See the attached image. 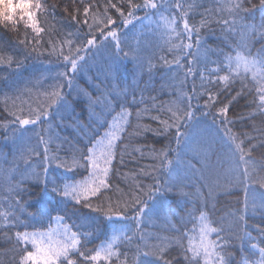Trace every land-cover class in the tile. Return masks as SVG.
<instances>
[{
    "label": "snow or ice",
    "instance_id": "obj_1",
    "mask_svg": "<svg viewBox=\"0 0 264 264\" xmlns=\"http://www.w3.org/2000/svg\"><path fill=\"white\" fill-rule=\"evenodd\" d=\"M55 7L51 5L52 10ZM194 7L196 5L190 4L185 8L180 0H172L171 3L167 0H141L140 3L136 0H118V3L106 0L103 4L89 3L83 7L82 19H77L79 9L72 14L75 25L80 27L65 33L62 40L50 39L47 48H38L36 45L41 44V40H28L27 32L24 33V39H18L17 43L23 46L21 51L26 58L45 53L54 55L62 62L63 70L57 73V79L48 89L36 98L40 102L35 105L31 99L22 98L31 93L32 89L28 86L18 90L14 96L3 99L4 111L15 118V123L22 128L33 125L41 129L38 143L42 146V154L33 148L21 154V159L40 157L41 171L33 172L31 177L21 173L0 193V230L11 243V251L16 253L11 257L13 264H264V227L256 228L259 236L254 238L247 231L246 222L243 236L238 235L235 227L226 228L223 218L217 226H213L207 198L202 207L185 209L187 217L198 222V231H185L182 227L186 223L185 217L168 206L170 196L186 195L174 175L179 154L174 165L169 158V150L157 151L153 147L146 153L139 145L147 133L163 136L173 130V138L179 144L180 138L186 136L196 120L198 110L205 115L211 113L213 122L218 118L224 130L230 153L240 168L241 182L259 184L264 188V175L257 174L256 169L250 167L253 151L264 148V129L256 128L253 124V131L259 133L253 135L243 130L236 132L233 127H229L235 123L229 117L230 107L246 96L250 98L251 114L241 115L240 119L253 121L257 116L264 117V15L259 24L248 23L244 14L250 9L245 0H219L215 8L206 9L208 15L201 13L199 22H192L189 10ZM259 7L264 14V0H260ZM12 8L7 16L0 14V28L18 32L19 26L23 25L35 37L46 32V28L41 26V20L46 24L49 14L46 2L16 0ZM109 9H114L118 16L114 18ZM140 11L145 12L144 17L139 15ZM145 20L155 25L154 31L160 33L168 51L173 53L171 61L160 57L163 65L172 67L174 64L176 71L183 73L176 98L159 104L155 96L149 93L146 99L144 90L138 91L134 86L135 77L142 75L145 68L151 73L155 65L151 59L143 61L139 48L121 39V29L131 30L128 28L130 25L135 28L134 21H139L143 26ZM212 24L219 25L220 31L226 35H235L238 42L230 45V52L219 50L222 59L205 58L203 67H198L201 63L200 41L204 38L202 30L211 31ZM123 35L126 36L127 31ZM256 42L261 47L255 49L253 54ZM194 47L197 51L192 53ZM186 56L191 59L185 63ZM96 57H104L103 63H90ZM22 63L13 55H0V65L6 68H12L13 65L18 68ZM128 63L134 68L132 84L126 81ZM93 67L95 75L88 76ZM81 75L88 77L85 82L98 95L93 97L88 88L78 85L77 80ZM189 77L200 80L199 89L195 87L194 79L191 91L183 90ZM39 83L37 79L32 87ZM101 85L104 86L102 89ZM73 92V100L84 102L89 109L94 121L91 129L79 121L65 119V113L71 115L75 111L73 101L68 99ZM225 93L227 99L219 100L221 94ZM202 97H206V100L201 108ZM25 107L28 112L26 118L17 114L23 112ZM146 118L157 126L153 128L151 124L145 123ZM54 120L59 121L57 127L71 129L79 139L53 137L51 126ZM45 124L49 126L47 137L43 132ZM80 129H84V132H80ZM89 130L91 136L86 134ZM23 135L24 132H21ZM81 141L86 142L81 144ZM53 144L55 147H52ZM137 153L140 157L148 156L158 163L131 175L151 176L153 183L145 185L136 179L129 186L127 194H123V190L117 186L115 191L121 192L122 196L113 203L107 197V192L113 187L110 177L116 174L115 164L117 160L122 164L126 155L132 157ZM11 167L13 172L18 170L15 163ZM54 169H62L72 175H54ZM261 171L264 172V166ZM165 172L168 173L167 179L162 178ZM84 173L88 174L87 179L76 180L77 174L83 176ZM26 196L28 199H25ZM93 198L108 199L107 207L94 206ZM77 206L102 213L112 226L111 234L106 235L94 248H89V245L97 239L99 225L96 218L86 217L78 224L68 222V211L73 209V215H76L79 211ZM249 207L246 196L245 210L239 215L240 221H245ZM259 207L264 211V203ZM31 208H35L36 212H31ZM130 211L132 214H129ZM251 211L255 215V201H252ZM37 214L40 217L46 215L58 227L53 229L49 226L47 231H28L27 225L23 229L19 227L23 224L22 216L34 219ZM154 217L163 220L170 235L144 231L142 225L151 223ZM129 220L132 224L127 230L115 226L118 222ZM190 232H196V235H190ZM233 239L240 241L239 260L232 251ZM245 240L248 242V252L257 258L249 259L244 255ZM129 246H134L131 260ZM172 248L179 250V261L174 262L172 259L169 252ZM148 257L154 259L149 260Z\"/></svg>",
    "mask_w": 264,
    "mask_h": 264
},
{
    "label": "trees",
    "instance_id": "obj_2",
    "mask_svg": "<svg viewBox=\"0 0 264 264\" xmlns=\"http://www.w3.org/2000/svg\"><path fill=\"white\" fill-rule=\"evenodd\" d=\"M49 6V14L47 15V23L41 20V26L46 28L45 33H41L40 37H35V34L30 29H25L23 25L19 26V31H6L0 28V55L8 56L13 55L23 61L22 65L18 68L13 65L12 68H6L0 65V193H3L5 188L14 182V177L18 178L21 173L25 174L26 177H31L33 172L39 173L41 171L40 157L29 156L26 159H21V154L26 153L29 148L35 149L37 152L42 154V146L38 143V133L41 131L37 126H27L22 128L20 125L14 122V117L9 115L8 112L4 111L3 99L12 97L17 93L18 90H23L26 86L30 87L31 93L24 95V100H29L35 103L37 97L48 89L49 85L57 79V73L63 70V64L56 56L48 55L45 53L41 56L29 55L27 58L24 52L21 51L23 46L17 43L18 39H24V33L27 32L28 40L40 39L41 44L36 45L38 48H47L48 41L62 40L64 34L68 31H75L80 25H75L72 20V14L75 10H80V15L77 19H82L83 7L85 4L95 3L103 4L106 0H42ZM113 3H118V0H112ZM140 3L141 0H136ZM171 3L172 0H167ZM184 4L185 8L190 4L196 5V7L189 10V17L192 22H199L201 13L208 15L206 9L215 8L219 3V0H180ZM246 6L250 9L249 12L245 13L248 23L259 24L261 21L262 14L260 10V0H245ZM51 5H55V9H51ZM126 7V4L124 5ZM67 9V11H65ZM174 12V10H172ZM109 13L115 18L118 14L114 9H109ZM167 14V13H166ZM141 17L145 16L144 11H140ZM227 15V13H224ZM119 23V21H118ZM136 24L135 28L128 26L129 29H121V39L126 40L132 47H138L141 58L143 61L151 59L155 67L151 73L145 71L142 75L135 77V85L139 90H144L145 98L147 99L148 94L157 98L156 103L166 102L176 98L178 94L180 83L179 79L183 73L178 72L175 69V65L168 67L163 65L160 57L163 56L169 61L173 59V53L168 51L167 45L164 44L163 39L158 31H154L155 25L151 24L150 21L145 20L144 25H140L139 21H134ZM211 31L208 29L202 30L203 39L200 41V59L201 63L198 67H203L205 58L210 60L222 59L219 56V50L224 52H230V45H235L238 40L233 34H225L220 31V26L216 24L211 25ZM127 31V35L123 33ZM195 41V37H194ZM227 41V42H226ZM187 41L185 40V43ZM259 42L253 45V54L255 49L260 48ZM192 53L197 50L194 47ZM191 57L186 56L185 63ZM104 57H96L95 60H90V63L97 64L103 63ZM128 72L126 73V81L129 84L133 83V65L128 63ZM95 75V68L93 67L91 73L88 76ZM47 77V79H44ZM88 77L81 75L78 77L77 83L82 88H88L93 93V97L99 93L90 88L85 82ZM39 79L40 83L32 87V83ZM195 79V87L200 88V80L198 78L189 77L188 82L183 85L185 92H190ZM32 82V83H30ZM99 83V81H97ZM101 89L104 87L100 86ZM236 87H239L237 82ZM65 93L68 92L67 87L64 89ZM234 95V92L232 93ZM75 92L68 96L70 101H73L74 112L69 115L65 113V119L76 120L80 123L88 126L91 129L94 126V121L89 115V109L86 104L82 101L77 102L73 100ZM227 94H221L219 100H226ZM249 97H244L239 100L238 103H234L229 109V117L234 120L233 130L239 132L241 130L246 131L253 135H259L253 131V124L256 128L264 129V117L257 116L253 121L241 120L240 116H248L251 114V104L249 103ZM42 100V97H41ZM206 97L201 98V108ZM19 103V101H17ZM151 103V101H149ZM9 108H11V101H9ZM54 111V109H53ZM18 115L27 117V108L23 112H18ZM167 115V114H162ZM145 123H149L155 128L157 125L155 122L145 119ZM59 121L54 120L51 126V134L53 137L64 138L65 136L72 139H79L76 132L71 129L57 127ZM35 129V131L29 130ZM80 132H84V129H80ZM183 131V129H182ZM21 132L24 135L21 136ZM43 132L45 137L49 135V126L43 125ZM87 136H91L92 132L87 131ZM103 134L102 132L100 133ZM174 130L167 135L156 136L152 133H147L144 138H141L139 145L147 153L151 148H155L157 151L160 149L169 150V158L173 160L174 165L177 162L178 166L174 168V175L178 182L182 185V190L186 195H172L168 198V206L179 213L180 216L185 217L186 223L182 226L185 231L189 229H196L198 231V222H193L187 217L185 209H193L203 206L205 198L208 199L209 208L211 209V218L214 221L213 226H217L223 218L225 227H235L236 232L239 236L244 235L245 222L247 224V231H249L254 238H258L259 234L256 228L264 227V211L259 207L260 204L264 203V188H261L259 184H247L242 183L240 179V168L232 157L229 146L226 143L224 137V130L220 126L219 119L217 118L215 123L213 122V114H203L202 111L196 112V120L190 127V130L186 133V136L180 138L179 144L173 138ZM86 141H81L83 144ZM55 147V144L52 145ZM250 167L256 169L257 174L264 175L261 171L264 166V148H257L253 151L250 157ZM15 163L18 165V170L13 172L12 165ZM158 161H154L148 156L140 157L137 153L132 157L125 156L124 162L121 164L117 160L115 164L116 174L110 177L112 183V189L108 190L107 197L115 203L121 196L122 193L115 191L117 186L123 190V194L129 192V186L133 184L134 180L139 179L143 184L148 185L153 183L151 176L141 175L133 176L132 173H137L140 169H147L150 165L156 164ZM52 171V170H50ZM83 172V169L80 170ZM54 175L71 176V173H65L62 169H54ZM168 173L165 172L163 179H167ZM76 180L87 179L88 174L84 173L83 176L80 174L76 175ZM249 200V211L245 217V221L239 220V215L244 212L245 198ZM125 198H127L125 196ZM25 199H28L26 196ZM35 200V197H32ZM252 201L256 204V213L252 215L251 206ZM92 203L94 206L103 205L105 208L108 204V199L101 200L100 198H93ZM214 205V208H213ZM79 209L76 215H73V209L68 211L69 223L78 224L85 220L86 217L96 218L98 223L97 239L95 243L90 244L89 248H94L100 244L106 235L111 234L112 226L110 222L105 220L102 213L93 212L88 208L77 206ZM31 212H36L35 208L29 209ZM129 214H132L131 211ZM55 215V214H54ZM23 224L19 225L21 229L27 225L28 231L39 230L47 231L49 226L51 228L58 227L57 223L45 215L40 217L38 214L36 217L29 218L22 216ZM175 217L173 220L175 221ZM132 222H118L116 227H130ZM181 227V225H177ZM145 232L158 233L160 235H170L167 225L164 224L162 219L153 218L151 223H145L142 225ZM190 235H196V232H190ZM12 235V233H9ZM155 243V241H152ZM187 241H185L186 243ZM240 241L233 239L232 251L237 260L240 259ZM245 252L244 255L248 256L249 259L257 258L253 257L247 250L248 242L245 240ZM264 246V244H262ZM11 243L5 238L2 230H0V264H13L11 259L12 256L16 255L15 252L11 251ZM134 246H129V259L131 260L132 251ZM178 249L172 248L169 250L172 259L179 261L180 257L177 255ZM142 259H144L142 257ZM147 259L152 260L153 257ZM159 264V262H157Z\"/></svg>",
    "mask_w": 264,
    "mask_h": 264
},
{
    "label": "clouds",
    "instance_id": "obj_3",
    "mask_svg": "<svg viewBox=\"0 0 264 264\" xmlns=\"http://www.w3.org/2000/svg\"><path fill=\"white\" fill-rule=\"evenodd\" d=\"M16 0H0V14L7 16L13 10L12 6Z\"/></svg>",
    "mask_w": 264,
    "mask_h": 264
},
{
    "label": "rangeland",
    "instance_id": "obj_4",
    "mask_svg": "<svg viewBox=\"0 0 264 264\" xmlns=\"http://www.w3.org/2000/svg\"><path fill=\"white\" fill-rule=\"evenodd\" d=\"M57 228V227H56ZM55 229V228H54Z\"/></svg>",
    "mask_w": 264,
    "mask_h": 264
}]
</instances>
